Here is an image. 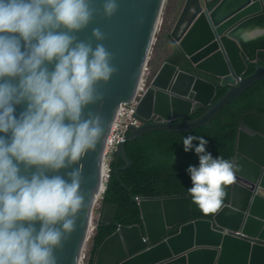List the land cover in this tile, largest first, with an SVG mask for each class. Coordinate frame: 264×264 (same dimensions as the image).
<instances>
[{"label": "water", "instance_id": "1", "mask_svg": "<svg viewBox=\"0 0 264 264\" xmlns=\"http://www.w3.org/2000/svg\"><path fill=\"white\" fill-rule=\"evenodd\" d=\"M166 1L117 0L119 11L109 19L102 14L103 0H91L97 12L89 26L76 34L80 40H91L93 47L103 43L117 72L108 83L97 86L103 100L85 109V117L89 111L101 115L105 133L97 148L75 165L83 170L86 204L78 214L75 231L63 248L56 250L58 264L81 263L105 185L103 161L108 137L122 103L137 94ZM248 26L264 27V0H185L171 36L202 75L171 61L163 63L138 107L144 124L120 145L119 153L126 162L114 170L120 181V172L133 165L126 151L128 141L152 131L186 132L209 126L228 104L264 79V38L245 43L236 36L240 27ZM93 28L105 34L102 42L92 38ZM252 66L256 71L247 75ZM221 87L229 90L214 103ZM16 107L18 115L25 106ZM201 109L208 110L199 119L184 122ZM234 163L239 171L229 203L212 219H194L186 194L131 196L139 207L141 224L119 226L99 246L94 264H264V135L240 125ZM70 170L49 174L67 179ZM21 174L31 173L21 165ZM116 211V206L102 203L97 227L113 222Z\"/></svg>", "mask_w": 264, "mask_h": 264}, {"label": "clouds", "instance_id": "2", "mask_svg": "<svg viewBox=\"0 0 264 264\" xmlns=\"http://www.w3.org/2000/svg\"><path fill=\"white\" fill-rule=\"evenodd\" d=\"M118 11L117 0H103L104 16L111 19ZM96 12L91 0H0V264H58L56 250L71 237L85 207L83 170L75 165L105 133L101 115L89 111L85 117V109L103 100L97 86L117 72L103 43L93 47L76 35ZM91 36L105 39L100 28ZM236 36L245 43L264 38V27H240ZM155 75L151 70V83ZM207 145L203 136L183 138L184 151L194 149L199 158V166L187 169L188 192L205 215L222 207L225 188L239 171L234 162L214 158ZM21 165L30 176L21 174ZM69 168L67 179L49 174ZM111 176L104 178L97 205L104 203ZM96 222L93 213L91 232ZM85 252L89 264V248Z\"/></svg>", "mask_w": 264, "mask_h": 264}, {"label": "trees", "instance_id": "3", "mask_svg": "<svg viewBox=\"0 0 264 264\" xmlns=\"http://www.w3.org/2000/svg\"><path fill=\"white\" fill-rule=\"evenodd\" d=\"M168 38L172 40L171 34ZM167 60L181 65L184 69L192 70L190 61L179 46ZM150 64L154 75L162 66L151 60ZM255 71L256 67H251L247 75ZM228 90V88H219L214 103H218ZM207 110H199L184 122L199 119ZM240 125L264 135V79L228 104L209 126L186 132L152 131L128 141L126 151L133 165L128 170L120 172L122 181L114 174L111 176L103 201L108 205L116 206L117 211L113 222L99 226L91 232L89 264H94L99 246L117 230L118 226L141 224L139 207L131 201V196L162 197L186 194L191 200L194 219H212L229 203L232 185L225 188L226 196L222 207L215 213L205 215L199 206L193 203L188 192L192 182L187 169L189 166H199V158L194 149L190 152L184 151L183 138L188 135L203 136L208 140L206 149L214 158L223 157L234 162L235 139ZM198 143L199 141H193L194 145ZM125 165L122 155L116 153L112 162L113 170ZM123 184H126L127 188H124Z\"/></svg>", "mask_w": 264, "mask_h": 264}, {"label": "built area", "instance_id": "4", "mask_svg": "<svg viewBox=\"0 0 264 264\" xmlns=\"http://www.w3.org/2000/svg\"><path fill=\"white\" fill-rule=\"evenodd\" d=\"M150 76L151 69L147 66L139 84L136 96L130 102H123L118 111V116L108 138L106 154L103 162L107 180H109L112 173L114 154L119 151L121 143L125 141L126 136L133 129L141 127L144 123V119L138 113V107L149 89L151 83ZM156 116L157 115H154V117ZM92 228H94V226H92ZM80 264H88V256L86 252L83 254Z\"/></svg>", "mask_w": 264, "mask_h": 264}, {"label": "rangeland", "instance_id": "5", "mask_svg": "<svg viewBox=\"0 0 264 264\" xmlns=\"http://www.w3.org/2000/svg\"><path fill=\"white\" fill-rule=\"evenodd\" d=\"M183 1L185 0H167L162 15V21L158 29L157 38L153 45L150 60L160 63L161 65L166 61V59L171 56L176 50V43L168 38L171 34L172 28L175 25L177 18L181 12ZM170 32V33H169ZM169 33V34H168ZM149 67L153 72L152 66ZM97 205L94 212L95 221L99 214V207ZM87 248H89V240L87 241Z\"/></svg>", "mask_w": 264, "mask_h": 264}, {"label": "bare ground", "instance_id": "6", "mask_svg": "<svg viewBox=\"0 0 264 264\" xmlns=\"http://www.w3.org/2000/svg\"><path fill=\"white\" fill-rule=\"evenodd\" d=\"M104 178L106 179L105 168H104ZM104 183H106V182L104 181ZM105 187H106V185H104V186L102 187L101 194L104 193V191H105ZM110 216H111V211H109V213H108V217H110Z\"/></svg>", "mask_w": 264, "mask_h": 264}, {"label": "flooded vegetation", "instance_id": "7", "mask_svg": "<svg viewBox=\"0 0 264 264\" xmlns=\"http://www.w3.org/2000/svg\"><path fill=\"white\" fill-rule=\"evenodd\" d=\"M250 68H251V67H250ZM191 69H192V68H191ZM192 71L195 72V73H196L197 75H199V76L202 75L201 73L196 72V70H194V69H192ZM208 78H209L210 80H212V81H216L215 78H213V77H209V76H208Z\"/></svg>", "mask_w": 264, "mask_h": 264}]
</instances>
